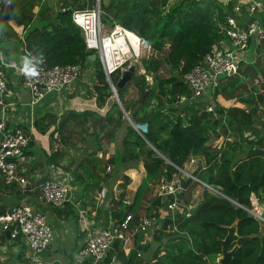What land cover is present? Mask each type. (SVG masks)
Returning <instances> with one entry per match:
<instances>
[{
	"label": "trees",
	"instance_id": "obj_1",
	"mask_svg": "<svg viewBox=\"0 0 264 264\" xmlns=\"http://www.w3.org/2000/svg\"><path fill=\"white\" fill-rule=\"evenodd\" d=\"M235 1L100 0L101 22L110 27L120 24L150 42V53L140 64L146 74L152 75V85L146 83L144 75L132 73L123 86H117L122 108L129 112L138 128L124 117L122 108L112 97L99 60L95 61L94 81L88 90V95L95 99V108L83 111L68 108L61 114L47 112L33 121L36 131L48 137V148L41 151L46 165L70 170L75 180L82 184L85 206H96L98 201V212L108 201L112 219L119 222L130 214V225L134 227L140 221L141 202L147 201L145 214L158 218L150 231L147 260L134 250L127 255L122 241L116 239L98 264H110L113 258L123 264H216L215 259L221 253L220 239L226 234L225 226L235 219L237 233L251 234L252 238L220 264H264V221L249 212L252 195L264 205V157L245 156L249 147H264V136L257 140L245 138L242 129L258 120L264 132L260 110L264 95L242 89L248 77L256 76L259 71L264 74V42L256 47V62L249 69L238 66L234 74L225 76L214 92V97L221 94L226 98H238L243 106H223L215 102V109L207 110L206 100L178 101L179 96L189 95L182 75L214 44L226 41L227 16L232 15ZM87 2L58 0V8L53 10L45 0H11L8 6L0 0V39L18 36L9 23L13 21L23 26L20 39L24 42L25 61L32 55L31 61L35 63L50 66L69 62L84 67L91 52L85 47L81 29L73 22L71 13L74 9L86 8ZM36 6L38 10L34 11ZM242 10L245 11V6ZM251 17L264 25V13H254ZM131 32L127 35L136 39L137 35ZM121 39L119 36L118 40ZM259 63H262L260 67ZM241 75L245 76L244 81L237 85ZM118 79L119 72L111 74L110 80L115 86ZM129 84L138 91L140 85L147 88L143 102H139V98L125 100ZM72 125L80 128L83 140L80 147L65 133ZM141 125L146 128L142 129ZM22 130L28 133L26 126ZM34 143L32 137L28 148ZM108 143H114V151L104 158ZM68 147L79 153L68 157L65 151ZM26 152L32 153L28 149ZM191 155L204 159V167H198L194 174L201 181L216 186L220 193H211L203 187L189 215L175 219L159 216L158 210L166 199L152 194L151 186L161 175L170 176L177 171L166 159L183 168ZM143 156H146L142 160L145 175L134 192V203L124 201V192L118 197L112 196L114 181L122 175L123 183L119 185L127 184L129 177L122 171L136 166ZM107 165H110L109 170ZM1 181L4 178L0 175ZM190 181L188 179L181 193H190L196 184ZM6 186L14 188L12 184ZM100 191L103 195L101 193L99 201L101 196L97 198L96 195ZM139 233L135 232L134 239ZM12 241L22 242L24 249L19 251L18 257L25 256L22 239L15 237ZM24 260L28 262L26 257ZM80 264L94 263L83 260Z\"/></svg>",
	"mask_w": 264,
	"mask_h": 264
},
{
	"label": "built area",
	"instance_id": "obj_2",
	"mask_svg": "<svg viewBox=\"0 0 264 264\" xmlns=\"http://www.w3.org/2000/svg\"><path fill=\"white\" fill-rule=\"evenodd\" d=\"M4 2L10 4L11 0H4ZM234 11L237 16H243L241 4L237 3ZM245 12L244 18L240 20L235 15H228L226 41L221 45L214 44L209 52L182 75L190 95L179 96L178 101H195L202 97L208 101L211 100L206 107L207 110L215 109L214 92L225 78L224 75L234 73L239 63L247 62L251 41H254L256 47L264 42L263 27L257 19L249 21L252 13L264 12V0H252ZM71 16L73 22L81 29L85 47L97 54L107 80L110 81L111 74L118 70L123 71L130 67L135 69L140 59L148 57L151 49L148 40L138 36L135 32L133 33L137 35L136 39L130 38L126 28L116 23L109 32L103 31L99 0H93L91 8L74 9ZM119 36H122L121 40H118ZM26 54L29 55L28 52ZM32 59L33 56L29 55V60L23 63L8 62L4 54L0 53V104L3 107L16 105L13 100L14 93L8 86L6 72L3 69L5 65L16 70L22 86L30 93V103L32 104L47 93L66 89L82 75L83 68L77 63L66 62L49 66L43 62L35 63L31 61ZM139 72L145 74L143 68H140ZM145 75L147 76V74ZM146 80L148 84L152 83L150 78L146 77ZM253 84L264 94V74L253 77ZM9 118L6 111L0 113V174L7 181L22 183L24 189L26 179L25 176L19 174V168L27 158L26 149L34 129L31 125V129L27 133L22 128H12L7 123ZM54 135L57 136V133ZM166 161L172 164L177 171L170 176L164 174L160 176L158 179L160 186L156 195L162 197V200L166 199L167 206L172 208L176 202V193L183 188L181 185L183 175L180 173L184 167L176 166L167 159ZM186 163H196L197 168L204 167L202 156L197 158L196 155H191L184 165ZM106 168L109 170L110 165H107ZM185 171L188 179L201 181L196 175L186 169ZM71 178L70 171L59 166L54 167L52 177L43 180L39 185L43 203L53 207L63 206L68 200L67 191L70 190L69 181ZM203 184L211 192L219 193L216 186L205 182ZM100 196L101 192H98V197ZM186 214H190V209ZM80 216L83 218L82 212ZM159 216L163 215L159 214ZM257 216L260 217V215ZM130 220L131 216L127 214L119 222L113 220L109 225L94 230H91L92 223H87L84 220L85 224L82 229L85 233L87 232V236L84 245L79 250V262L83 260L95 264L100 262L107 255L116 239L121 240L125 246L133 235V231H130ZM157 222V217L144 215L134 226V232L153 230ZM0 228L3 231H8L12 239L15 237L22 239L25 244V257L30 264H43V255L49 248L54 235V228L45 212L35 208L27 201L16 203L9 210L0 214ZM218 256L221 257V255ZM220 257L216 259V264H220Z\"/></svg>",
	"mask_w": 264,
	"mask_h": 264
},
{
	"label": "crops",
	"instance_id": "obj_3",
	"mask_svg": "<svg viewBox=\"0 0 264 264\" xmlns=\"http://www.w3.org/2000/svg\"><path fill=\"white\" fill-rule=\"evenodd\" d=\"M57 1L58 0H46L47 6L53 10L57 9L58 8ZM222 1L225 2L227 0H222ZM251 1L252 0H236L233 6L232 15H235L238 20L243 19L246 12L242 10L243 16L242 17L237 16V14L234 11V7L238 3L241 4L242 6H245V10H246V7L249 6ZM6 5L8 6L9 4ZM37 10H38V6L34 8V11ZM255 13H264V12H255ZM253 14L254 13H252V15ZM251 16L249 17V21L253 20ZM9 23L12 25L13 29L17 32L18 36H14V37L12 36L11 38L2 39V40L0 39V53L4 54L8 62L23 63L26 59V55H24L23 53L24 42L21 40L23 38L22 37L23 26L17 25L13 21H10ZM256 60H257L256 44L254 43V41H251L248 50L247 62H241L238 64V66H243L245 67V69H249L250 65H252V63H255ZM261 64L262 63L258 64L259 67L261 66ZM4 67L8 79V86L14 93L13 100L16 102V105L3 107L2 104H0V113L2 111L7 112L8 116L10 117L7 123L8 126L12 128L13 127L22 128L26 126L29 131V129H31V125L33 126L32 121L35 120L37 117L42 116L44 113L55 112L57 114H61L64 110L68 108L74 110L79 109L81 107L78 106H81V104H83V102H79V101H84L85 99H87V97H90L88 95V92H86L85 95L83 91L86 89H91L92 87L89 84V81L88 80L85 81L86 78L83 77L82 75L81 77H79V79H77L72 85H70L66 89H63L60 92L55 91V92L47 93L36 103L32 104L30 103V93L26 88L22 86L16 70L6 65ZM261 74L263 73L259 71L257 75H261ZM241 77L242 80H239L237 85L242 83V81H244L245 76L241 75L240 78ZM242 89L243 91L254 90L253 91L254 93H258L261 95L263 94L258 90L256 85L253 84V77L250 78L248 77L246 79V84L242 86ZM214 100L216 104L219 103L223 106H231V105L243 106L242 102L238 98H226L224 95L221 94L214 97ZM206 101L209 103L211 100L210 101L206 100ZM260 110H262L261 115L263 117V127H264V104L260 105ZM242 129L244 131L245 138H252L257 140L264 136V132L261 129V124L258 120H256L253 125L242 127ZM34 131H36V129H34ZM32 137L35 140V143L31 145L30 148L27 147L28 150L32 151V153L27 154L26 152L27 158L19 168V174L25 176L26 179L24 189L22 187L23 186L22 183H19L17 181H11V182L7 181L5 177H3L0 174L1 177L4 178V181L0 182V214L9 210L16 203H20L23 201H27L31 203L35 208L47 214L48 218H50L49 220L52 226L58 227V230L62 234L61 240L65 241L66 239L70 238V240L64 242L62 248H59L57 250V252L61 254L60 257L50 258L52 251H51V246H49V248L46 250V252L43 255L44 258L43 264H50V263L80 264L82 261L79 262L78 260L79 250L84 245L87 236V232L85 233V231L82 229L83 224H85L84 220L87 223L91 222L92 223L91 230H94L98 227H104L109 225L113 221V219L110 216L108 207L105 205V203L98 212H97L98 201L96 206H93L94 204L85 206L84 203L86 200L82 196V184L79 181L75 180V177L72 173H71L72 178L69 181L70 197L68 201L64 203V205L61 207H53L43 203L39 192V185L42 182V179L45 177V175L47 176L49 175L50 177H52L54 167L52 166L50 167L46 165L45 158L43 157L41 152L42 150H44L43 148H45L42 144L46 142L47 136L34 134L32 135ZM110 144H113L112 152L114 151V143L106 144L107 148L103 153L104 158H107L108 155L110 154ZM80 145L81 143H79L78 146ZM98 155H102V154H98ZM67 156L70 157L69 154H67ZM60 168L65 169L64 167H60ZM133 169L135 168L129 167L127 168L126 171L128 172V174H130V172L134 171ZM143 174L144 173H142V175ZM142 175L141 178L145 174L143 176ZM136 180L133 181L134 189L136 185L139 183V182L137 183ZM7 183L14 185V188L7 187L6 186ZM186 184L183 186V188H185ZM153 193L154 195L156 194L155 191H152V194ZM100 199L101 198H99L98 200L100 201ZM253 199H254L253 210L258 211L259 213H261V210L264 211V205L258 204L257 198L254 195L251 196V200ZM133 203H131V205ZM146 205H148L147 201L144 205V208H142V211H141V207L139 208L140 218L146 215L145 214ZM81 212L83 213L84 220L80 216ZM175 216L178 215L175 214L174 212L170 215L171 218ZM131 227L132 226L130 225V231H133V233H135L134 232L135 227L132 228ZM150 231L151 230L147 232H142L143 235L140 234L135 239L133 236L131 238L132 241L130 240L131 242H129L125 246H123L122 244L124 252L127 253L128 255L130 251L134 250L139 256H142V259L147 260V257H143V256L149 255V252L147 251L151 245ZM146 233H148V236L145 235ZM23 249L24 247L22 248V242L14 243L12 241V238L9 236V234H7V231H3L0 228V264H30L29 261L27 262L26 260H24L25 256L21 255L18 257L19 251H23ZM219 255H221V253ZM115 259L116 258H113L110 264H114V261H118L121 264H123L121 261Z\"/></svg>",
	"mask_w": 264,
	"mask_h": 264
},
{
	"label": "rangeland",
	"instance_id": "obj_4",
	"mask_svg": "<svg viewBox=\"0 0 264 264\" xmlns=\"http://www.w3.org/2000/svg\"><path fill=\"white\" fill-rule=\"evenodd\" d=\"M100 1V0H99ZM173 0H170V2H172ZM45 2H46V0H45ZM47 3V2H46ZM257 21H258V19H257ZM262 27H263V29H264V25L263 24H261L260 22H258ZM102 24V29H103V31H105V32H109L110 30H111V27H110V25L109 24H105V23H101ZM131 33H133V32H131ZM134 34V33H133ZM134 36H135V34H134ZM136 37V36H135ZM149 42V41H148ZM149 44H150V42H149ZM145 58V57H144ZM99 59H98V57L95 59V60H90L89 59V61H88V63H85L86 64V66H84V67H82L83 68V70H82V75H83V77H85L86 79H85V81H89V84L91 85V87H92V83H93V81H94V66H95V61H98ZM141 60V59H140ZM140 68H142V65L140 64V62H138V64L135 66V69L133 70V73H137L138 75L139 74H142V73H140L139 72V69ZM238 68V67H237ZM125 70H123V71H121V70H118V71H116V72H119V77L123 74V72H124ZM115 73V72H114ZM229 74H231V73H229ZM229 74H226V75H229ZM81 75V76H82ZM142 75H144V77L146 76L145 74H142ZM226 75H224V76H226ZM147 79L148 78H150L151 79V81H152V83H153V78H152V75H150V74H147ZM146 77H145V81H146V83H147V80H146ZM152 83L150 84V85H152ZM88 90L89 89H86V90H84L83 91V93L86 95V92H88ZM190 95V94H189ZM188 96V95H187ZM218 96V95H217ZM113 97V96H112ZM124 97H125V100L127 101V102H130V101H133V100H135L136 98H139L140 97V93H139V91H138V89L134 86V85H132V84H129V86H128V88L126 89V92H125V95H124ZM114 99H115V101L118 103V102H120V103H118L121 107H123V104L121 103V101H120V99L119 100H117L115 97H113ZM78 100H80V99H78ZM197 100H206V98H198ZM188 103H190L191 101L190 100H186ZM79 102H83V104H81V106H78V107H81V108H79V109H76V111H83V110H85V109H89V108H95V105H96V102H95V99H94V97H92V96H90V97H87V99H85L84 101H79ZM123 110V109H122ZM123 112H124V117L128 120V121H130L131 119H130V115H129V112H127V111H124L123 110ZM131 122V121H130ZM137 127L139 126V125H136ZM89 127H91V126H89ZM142 129H145L146 128V126L145 125H141L140 126ZM66 133V135L70 138V140H72L75 144H76V146L77 147H80V146H78L79 145V143H83V140L81 139V135L82 134H80V128L79 127H77V126H74V125H72V126H70V127H68L67 128V131L65 132ZM34 134H37V135H41L39 132H37V131H33V135ZM89 141V140H88ZM45 148H47L48 147V137H47V140H46V142L44 143V144H42ZM112 147H113V144H110V154L112 153ZM107 148V147H106ZM65 151H66V153H68L70 156H73V155H76L77 153H79V151L78 150H74L73 148H70V147H68V148H65ZM156 151V150H155ZM109 154V155H110ZM142 160H143V158L142 159H140L139 161H138V163H137V165L136 166H134V168L135 169H133L134 171L133 172H130V174H128V172L126 171L127 170V168L126 169H124L123 171H122V173L124 174V175H127L128 177H129V182L127 183V184H125L124 186H123V184L121 185H119V183H123V178H120L122 175H120L115 181H114V183H113V186H112V196H114V197H118L119 196V194L121 193V192H124V201L126 202V203H130V201H131V203H133L134 202V192H135V190H136V188L138 187V185H139V183L141 182V180H142V178H141V175H142V173H144L145 174V168H144V166H143V162H142ZM184 168L187 170V171H189V172H191L192 174H194L195 173V170L197 169V166H196V163H194V164H188V163H186L185 165H184ZM182 169V171H181V173L180 174H182L183 175V180L182 181H187V179H188V177H187V175L185 174L186 173V171H185V169ZM107 169V168H106ZM45 173V172H44ZM143 174V175H144ZM142 175V176H143ZM195 175V174H194ZM48 177H50V176H48ZM51 178V177H50ZM181 178V177H180ZM137 179V180H136ZM134 180H136V182L138 183L137 185H136V187H135V189L133 188V181ZM191 181V183H195L196 182V184L192 187V189H191V191H190V193L188 194L187 192L185 193V194H183V193H181L182 192V189L183 188H181L177 193H176V198H175V200H176V202H175V205L174 206H172V208H170V207H168L167 206V202H165V204L164 205H162L160 208H159V214H162L163 216H170L173 212L175 213V214H177L178 216H175V217H172V218H177V217H179V216H181V215H187L186 213H187V211H189V209H190V207L192 206V205H194V203H196V198L200 195V191L202 192V188L203 187H205L204 186V184H203V182H201V181H199V180H195V179H190ZM80 182V181H79ZM135 182V183H136ZM193 183V184H194ZM159 186H160V183L158 182V180H157V182L153 185V186H151L152 187V189H153V191H157L158 190V188H159ZM206 188V187H205ZM134 189V190H133ZM101 193H102V195H103V191H100ZM212 193V192H211ZM150 193H148V195H149ZM154 194V193H153ZM216 194H218V193H216ZM102 195H101V197L100 198H102ZM151 195V194H150ZM97 197H98V193H97ZM186 198H188V201H185L184 199H186ZM171 200H172V198H170ZM167 200H169V199H167ZM185 201V202H184ZM258 202V201H257ZM145 201H142L141 202V205H140V207H141V211H142V208H144V205H145ZM251 203H252V207L251 208H253L254 207V199L253 200H251ZM259 204V203H258ZM105 205L108 207V201H105ZM181 212V213H180ZM249 212H250V210H249ZM178 213H180V214H178ZM251 213V212H250ZM261 213L264 215V211H262L261 210ZM252 214V213H251ZM50 219V218H49ZM54 227V226H53ZM141 234V232L139 233V235ZM135 235V233H133V235H132V237ZM143 235V234H142ZM146 236H148V233H146L145 234ZM151 235V234H150ZM61 236H62V234L60 233V231L58 230V227L57 226H55L54 227V235H53V239H52V241H51V255H50V258H55V257H60L61 256V254L59 253V252H57V250L59 249V248H62V246H63V244H64V242L66 241H68V240H70V238H68V239H66L65 241H63V240H61ZM131 237V238H132ZM137 238V237H136ZM131 241H132V239H131ZM131 241H128L126 244H128L129 242H131ZM160 243H163V242H160ZM143 257H146V256H143ZM218 257H220V256H217L216 257V259L218 258ZM215 259V260H216ZM115 260H118V259H115ZM114 264H121L120 262H118V261H114Z\"/></svg>",
	"mask_w": 264,
	"mask_h": 264
},
{
	"label": "water",
	"instance_id": "obj_5",
	"mask_svg": "<svg viewBox=\"0 0 264 264\" xmlns=\"http://www.w3.org/2000/svg\"><path fill=\"white\" fill-rule=\"evenodd\" d=\"M91 6H92V0H88L86 7L91 8ZM88 58L90 60H95L97 58V55L95 52H91L88 55ZM133 70H134L133 67H130L129 69L125 70L123 72V74L119 77L116 86L112 82L109 83L111 90H112V96L115 97L117 100H119L118 99V93H117V86H119V87L123 86L126 83V81L131 77ZM240 80H242V77L240 78ZM139 91H140L139 102H143L145 95L147 93V88L143 85H140ZM118 103H120V102H118ZM130 123L134 127H137L132 121ZM253 155H261L264 157V147L254 146V147L247 148L245 151V156H253ZM144 158H146V156H143V159ZM185 184H186V181L181 182L182 187ZM69 197H70V190L67 191V198L69 199ZM225 227H226V234L224 235L223 238L220 239V243H221V257L219 259L220 263H223L228 258H231L239 246H241L246 241H248L252 238L251 234L239 235L237 233V219H235L231 225H226ZM7 234H9L8 231H7Z\"/></svg>",
	"mask_w": 264,
	"mask_h": 264
},
{
	"label": "clouds",
	"instance_id": "obj_6",
	"mask_svg": "<svg viewBox=\"0 0 264 264\" xmlns=\"http://www.w3.org/2000/svg\"><path fill=\"white\" fill-rule=\"evenodd\" d=\"M72 14V13H71ZM72 17V16H71ZM127 29V28H126ZM127 30H129V29H127ZM129 31H132V30H129ZM132 32H134V31H132ZM82 33V32H81ZM136 33V32H135ZM137 34V33H136ZM138 35V34H137ZM83 36V35H82ZM139 36V35H138ZM141 37V36H140ZM90 52H94V51H90ZM97 55V54H96ZM98 57V56H97ZM6 58V57H5ZM99 59V58H98ZM143 68V67H142ZM3 69L5 70V67L3 66ZM144 69V68H143ZM145 70V69H144ZM145 74H146V72H145ZM106 77V76H105ZM109 83L111 82V80L109 81V80H107ZM110 85V84H109ZM35 129V128H34ZM57 137V136H56ZM31 138H32V136H31ZM28 147H29V145H28ZM204 182V181H203ZM206 183V182H205ZM211 185V184H210ZM214 186V185H213ZM206 187V186H205ZM210 191V190H209ZM211 192V191H210ZM219 193H220V191H219ZM250 212L256 217V218H259L260 220H262V221H264V215L262 214V213H259L258 211H255V210H253V208L252 209H250ZM257 215H260V217H258Z\"/></svg>",
	"mask_w": 264,
	"mask_h": 264
},
{
	"label": "bare ground",
	"instance_id": "obj_7",
	"mask_svg": "<svg viewBox=\"0 0 264 264\" xmlns=\"http://www.w3.org/2000/svg\"><path fill=\"white\" fill-rule=\"evenodd\" d=\"M127 30V29H126ZM129 31V30H128ZM131 32V31H130Z\"/></svg>",
	"mask_w": 264,
	"mask_h": 264
}]
</instances>
